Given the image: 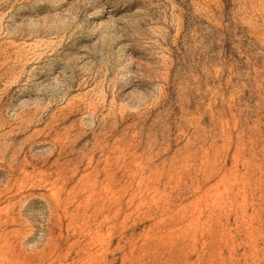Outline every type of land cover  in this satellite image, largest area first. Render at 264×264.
Instances as JSON below:
<instances>
[{
    "label": "rangeland",
    "instance_id": "1",
    "mask_svg": "<svg viewBox=\"0 0 264 264\" xmlns=\"http://www.w3.org/2000/svg\"><path fill=\"white\" fill-rule=\"evenodd\" d=\"M0 264H264V0H0Z\"/></svg>",
    "mask_w": 264,
    "mask_h": 264
}]
</instances>
